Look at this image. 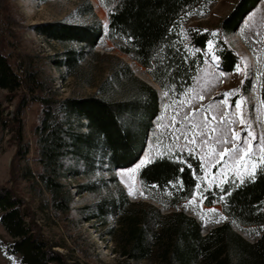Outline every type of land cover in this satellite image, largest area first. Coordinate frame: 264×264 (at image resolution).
I'll list each match as a JSON object with an SVG mask.
<instances>
[{
    "label": "trees",
    "instance_id": "1",
    "mask_svg": "<svg viewBox=\"0 0 264 264\" xmlns=\"http://www.w3.org/2000/svg\"><path fill=\"white\" fill-rule=\"evenodd\" d=\"M85 1L80 13L94 17L88 24L60 20L32 24V29L50 42L80 45L79 49L65 48L54 60L55 66L65 69L63 79L78 76L86 57L95 58V47L104 33L93 4ZM260 1L237 0L215 29L191 24L185 29L183 24L187 16L207 11L214 0L100 3L108 13L107 36L119 53L145 67L167 96L179 97L193 85L207 58L231 72L244 64L227 36L237 31L244 16ZM6 5V0H0V16ZM115 57L121 65L111 71V85L122 89L120 98L105 96L109 91L106 83L87 96L60 97L52 88V79L44 77L31 56H22L19 66L23 73L19 74L0 39V88L7 90L9 101L18 98L12 118L5 117L7 108L0 101V124L12 132L17 145L10 181L0 184V224L9 236L0 242L6 255L16 257L20 264H72L68 255L57 249L61 244L46 238L32 203L40 198L44 211L68 213L73 199L64 181L70 171L65 160L72 156L94 171L95 156L100 152L107 159L112 173L109 179L117 190L97 203L94 218L106 219L109 214L115 217L114 226L107 231L115 242L114 253L153 264H264V175L243 186H239L238 179L235 186L227 183L228 179L210 187L204 180L201 160L185 151L179 158L157 157L142 165L138 173L142 197L129 198L113 171L129 168L140 160L159 112L160 98L127 62ZM250 84L246 76L239 95H246ZM30 102L40 104V116L32 128L35 168L28 162L32 147L25 137L24 114ZM71 173L82 174L77 169ZM78 187L81 191L96 189L86 184ZM23 188L28 190L29 198ZM197 191L207 205H221L225 217L206 232L203 220L184 208ZM234 225L254 239L249 241Z\"/></svg>",
    "mask_w": 264,
    "mask_h": 264
},
{
    "label": "rangeland",
    "instance_id": "2",
    "mask_svg": "<svg viewBox=\"0 0 264 264\" xmlns=\"http://www.w3.org/2000/svg\"><path fill=\"white\" fill-rule=\"evenodd\" d=\"M90 1L103 25V36L95 47V58L86 57L81 63L78 76H68L63 79L65 69L55 66L54 60L57 54L63 52L65 48L79 49L80 45L76 42L65 44L50 42L42 34L33 30L32 24L58 20L88 24L93 21L94 17L80 13L81 7L85 8L86 1L6 0V10L0 16V39L5 42V51L11 55L12 63L19 66L22 56H31L33 62L43 71L44 77L52 79V88L60 97L87 96L97 92L98 85L106 83L109 91L105 93V96L109 99L120 98L122 89L111 85L112 80L114 81L111 71L120 68L121 65L115 56H120L125 62H130L132 65L130 67L135 70L134 74L140 79L154 84L152 76L148 74L145 67L119 53L114 41L107 36V10L101 5L100 0ZM236 1L214 0L208 6L207 11L187 16L183 23L184 28L186 29L190 24L209 29L219 27L222 18L229 13ZM227 40L243 59L244 64L240 67L242 71L222 70L207 58L193 85L181 96H165V92L161 89L163 97L159 100V112L153 120V127L149 131L146 148L140 160L129 168H116L113 171L130 199L142 197V186L138 176L139 168L157 157L179 158L181 152H192L201 160L204 167V180L210 187L222 184L233 176L234 170L230 160L226 161L227 166L222 163L217 167L215 159L206 155L208 147L201 149L199 137H197V143L193 145L186 143L181 135L187 132L191 137L190 123H199L205 116L209 120L210 127L222 129L229 137L233 135V129L235 133H242L243 126L240 120L243 118L247 124L251 125L248 130L259 139H264V0H261L256 8L249 12L244 18L242 27L228 35ZM246 76L251 80L249 92L246 95H239ZM232 90H235L233 95L228 97L223 95ZM0 101L7 108L5 117L12 118L18 98L9 101L7 90L0 88ZM237 103L240 104V108L235 107ZM193 113L195 115L192 121L184 120L186 115L191 117ZM226 114H228V119H234L235 123L222 122L221 118ZM39 116L40 104L30 102L25 110L24 119L25 137L32 147L28 159L32 168H35L32 157L36 153L32 128ZM219 134V132L209 133V136ZM224 147L231 148L232 144L218 145L216 151H222ZM259 147L257 145L254 149V155L260 154ZM16 149L17 145L12 132L4 129L0 124V184L10 181L11 163ZM104 156L100 152L96 154L94 171H89L83 161L74 159L72 156L68 157L65 163L70 171L65 175L64 181L73 199L71 210L64 215H56L51 209L44 211L41 207L44 203L39 198L32 203L36 210V218L46 238L53 244H61L57 249L66 253L72 264H153L150 261H131L114 253L115 242L107 231L114 226L115 217L109 214L106 219L94 218L97 214V203L103 198L115 195L117 190L116 185L109 179L112 173L109 171L107 159ZM75 169L80 170L82 174L75 176L71 173ZM120 170H122L121 175H118ZM246 171H251V164L247 169L240 168L237 176H244ZM80 184L96 186V189L81 191L78 187ZM22 191L26 198L30 197L28 190L23 188ZM184 208L189 214L203 220L206 227L204 232L212 225H218L225 220L222 206L207 205L200 191L184 203ZM213 209L215 211H210ZM234 227L249 241L254 239V236L248 235L246 231L237 229L236 225ZM8 237L0 224V239H8ZM0 264H20L16 257L6 255L1 242Z\"/></svg>",
    "mask_w": 264,
    "mask_h": 264
},
{
    "label": "snow or ice",
    "instance_id": "3",
    "mask_svg": "<svg viewBox=\"0 0 264 264\" xmlns=\"http://www.w3.org/2000/svg\"><path fill=\"white\" fill-rule=\"evenodd\" d=\"M211 43V42H209ZM237 72L242 71L239 66L236 69ZM223 75V73L221 74ZM235 90L230 92H226L223 95L225 97L233 95ZM168 93L165 92V96ZM202 99V97H201ZM226 102V101H225ZM235 107L240 108V104L237 103ZM200 111V110H197ZM195 113L190 117L186 115L184 117L185 121H192L194 119ZM215 119V117H213ZM222 122L225 123H235V120H229L228 114L225 117L221 118ZM242 127V133H235L234 129L232 130L233 135L231 137L228 136L226 132L218 127H210L209 120L207 116L203 118V120L199 123H190V128L192 135L189 137L187 132L182 133L181 135L185 139L186 143H190L195 145L197 143V137H199V144L201 149L203 150L205 147H208V152L206 155L210 156L212 159H215V165L219 167L222 163L226 165V161L230 160L231 167L233 168V176L230 178L227 183L233 184L235 186V180H239V186H243L245 183L255 182L257 177L260 175H264V139H259L254 136L251 131L248 129L251 125L247 124L243 118L240 120ZM197 129L199 131H197ZM207 130V131H205ZM220 134L217 136H209V133H217ZM179 139L180 137H176ZM232 144V147H224L222 151H216V147L221 144ZM259 145V155H254V149ZM218 157V159H217ZM255 161V163H252ZM251 164V171H246L245 175L242 177L237 176V172L240 168L247 169ZM227 166V165H226ZM203 179V177H201ZM182 186V184H181ZM196 187L199 189L200 185L197 184ZM225 195H231L230 192H225ZM195 199V197H194ZM191 204V202H190ZM210 211H215L210 210Z\"/></svg>",
    "mask_w": 264,
    "mask_h": 264
},
{
    "label": "water",
    "instance_id": "4",
    "mask_svg": "<svg viewBox=\"0 0 264 264\" xmlns=\"http://www.w3.org/2000/svg\"><path fill=\"white\" fill-rule=\"evenodd\" d=\"M248 15V14H247ZM247 15H245L244 16V18H246V16ZM244 18L242 19V21H241V23H240V25L239 26H237L238 28H237V30L240 28V27H242V23H243V21H244ZM131 67H132V65H131V63L130 62H127ZM133 71H135V70H133ZM138 76V75H137ZM139 77V76H138ZM145 81V80H144ZM149 85H151L153 88H155V90L157 91V93H158V96H159V98H160V95H159V92H158V88L154 85V84H156L154 81H153V83L154 84H151V82H147ZM160 88V87H159ZM161 89V88H160ZM148 138H149V135H148V137H147V139L146 140H148ZM142 152H144V151H142ZM117 169H120V168H117ZM132 200V199H131Z\"/></svg>",
    "mask_w": 264,
    "mask_h": 264
},
{
    "label": "bare ground",
    "instance_id": "5",
    "mask_svg": "<svg viewBox=\"0 0 264 264\" xmlns=\"http://www.w3.org/2000/svg\"><path fill=\"white\" fill-rule=\"evenodd\" d=\"M152 84V83H151ZM155 86L158 88V92H159V94H160V97L162 98L163 97V95H162V90L155 84ZM121 171L122 170H120L119 172H118V175H121Z\"/></svg>",
    "mask_w": 264,
    "mask_h": 264
},
{
    "label": "built area",
    "instance_id": "6",
    "mask_svg": "<svg viewBox=\"0 0 264 264\" xmlns=\"http://www.w3.org/2000/svg\"><path fill=\"white\" fill-rule=\"evenodd\" d=\"M16 67V71L19 73V74H22L23 73V68L22 66H15Z\"/></svg>",
    "mask_w": 264,
    "mask_h": 264
}]
</instances>
